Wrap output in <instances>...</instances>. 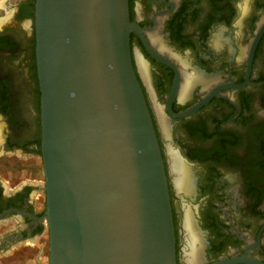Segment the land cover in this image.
<instances>
[{
    "label": "flooded vegetation",
    "instance_id": "af4514ba",
    "mask_svg": "<svg viewBox=\"0 0 264 264\" xmlns=\"http://www.w3.org/2000/svg\"><path fill=\"white\" fill-rule=\"evenodd\" d=\"M36 1L0 0V264H50ZM130 14L140 26L134 65L170 180L178 264H264V0H130ZM187 75L196 79L181 99ZM169 143L195 177L186 202L202 234L196 263L186 260Z\"/></svg>",
    "mask_w": 264,
    "mask_h": 264
},
{
    "label": "water",
    "instance_id": "95a60500",
    "mask_svg": "<svg viewBox=\"0 0 264 264\" xmlns=\"http://www.w3.org/2000/svg\"><path fill=\"white\" fill-rule=\"evenodd\" d=\"M35 16L50 264H178L130 0H37Z\"/></svg>",
    "mask_w": 264,
    "mask_h": 264
},
{
    "label": "bare ground",
    "instance_id": "6f19581e",
    "mask_svg": "<svg viewBox=\"0 0 264 264\" xmlns=\"http://www.w3.org/2000/svg\"><path fill=\"white\" fill-rule=\"evenodd\" d=\"M138 60L140 63L142 74L148 79L146 62L144 60L141 61L140 55L138 57ZM195 79V76H186L180 93L181 99H185L187 95H189L190 87L192 85V82L194 83ZM156 108L162 130L164 131V134L166 136L170 137L171 128L168 119L163 113L161 105L157 104ZM168 152L171 165V172L173 174L174 187L177 193L181 196L184 204V229L187 241L186 260L190 263H196L198 261L200 249L198 243L202 241V234L196 224V221L194 220L191 203L186 202L187 195H191L195 192V177L193 175L190 165L180 155L179 151L173 148L170 143Z\"/></svg>",
    "mask_w": 264,
    "mask_h": 264
},
{
    "label": "clouds",
    "instance_id": "9594fccd",
    "mask_svg": "<svg viewBox=\"0 0 264 264\" xmlns=\"http://www.w3.org/2000/svg\"><path fill=\"white\" fill-rule=\"evenodd\" d=\"M4 22H5V21L0 20V27H2V25H3Z\"/></svg>",
    "mask_w": 264,
    "mask_h": 264
}]
</instances>
